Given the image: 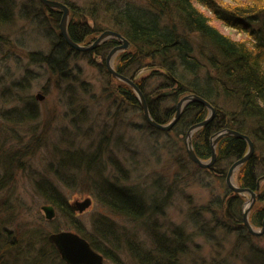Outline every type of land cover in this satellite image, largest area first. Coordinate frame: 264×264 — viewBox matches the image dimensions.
Listing matches in <instances>:
<instances>
[{
	"label": "trees",
	"instance_id": "16d2710c",
	"mask_svg": "<svg viewBox=\"0 0 264 264\" xmlns=\"http://www.w3.org/2000/svg\"><path fill=\"white\" fill-rule=\"evenodd\" d=\"M60 1L67 4L72 11V17L67 23V31L72 40L81 43L92 34H99L106 30L107 28L102 26L100 28L92 26L103 15L111 21L113 28L128 40L130 46L134 47L132 52L124 50L120 53L115 67L116 71L134 80L140 66L130 68L128 62L137 60L140 55L148 54L147 57L151 60V64L154 61L164 70L161 72L151 68L152 73H158L163 77L165 84L161 83L162 87L170 86L175 81L178 83L177 87L164 93L166 96L171 94L175 102L183 93L196 94L212 105L214 108L212 118L199 127L192 137V145L199 158L205 159L211 156V139L219 130L225 128L247 134L255 148H261L260 156H262L264 153V0H240L233 6L226 4L224 6L218 0H127L125 2L85 0L84 7H78V4L70 0ZM197 4L209 10L224 25L245 33L247 38L233 39L221 32ZM32 8L39 10L47 8L56 23L59 22L61 12L57 8L45 6L40 0H0V28L8 25L16 16L40 19L41 14L37 11L35 15H32ZM43 24L49 48L47 52L33 50L29 53V58L33 62L45 64L46 68L56 75V80L63 86V92L70 94L68 102L73 111L72 125L76 128L82 120H85L87 113L85 107L75 105L78 103L77 100H80L78 93L80 90L84 92L88 89L85 86L86 82L78 81L80 71L77 72V76L72 75L73 70L69 68L68 60L74 57L72 54L79 52L94 61L91 59V53L96 51L103 56L98 66L107 76H112L104 64L105 55L119 42L113 38L110 40L112 43L108 41L103 43L104 45L99 44V48L97 45L93 50L79 51L66 43L59 34L57 25L56 28H49L48 24ZM141 81L143 80H134L146 97L152 117L158 122L168 121L173 116L175 107L171 112H168V109L162 110V98L149 96ZM18 83L23 85L25 78L18 80L16 84ZM117 91L121 98H124L123 100L141 109L138 97L130 85L121 82ZM9 112H13V118L10 119L16 125H20L25 120H33L38 116L32 97L24 99L19 109L14 107L13 110H8ZM208 113L209 109L205 104L196 100L190 101L184 106L174 129L177 133L185 135L189 126L204 120ZM150 128L164 132L153 126ZM111 129L113 128L110 127V132H113L114 130ZM28 130L33 132L31 129ZM39 143L40 139L34 135L30 142L24 145L22 151L24 154L21 152V147H15L6 152L7 156L5 154L2 160L0 173V195L9 186L16 168L23 166L22 157H29L30 152H34ZM107 144L109 145L108 139L101 138L93 144L94 148L89 150L84 146L75 145L74 141L66 140L60 148L58 146L53 148L57 157L48 166V170L56 173L64 169L85 173L93 172L96 177L93 188L102 203L118 215L147 223L146 228L152 238L153 247L143 248L141 244L135 245L130 240L127 243V248L139 264H179V256L183 253L185 264H233L232 256L235 253L239 256L237 249L243 242L247 245L242 256L244 264H264V246L257 243L259 238L264 240V232L261 235L252 234L243 224L242 209L247 199L246 196L245 198L244 195L224 185L222 194H211L203 205L189 209L193 222L199 228L198 232H189L185 227L184 230L179 229L182 232H177L176 229L170 232L162 230L161 225L146 220L145 217L159 213L160 206L169 194L168 191H165V188L163 192L157 187L156 191L161 192L157 194L152 192L147 199L144 189L136 190L135 187L126 186L120 182L122 178H127L126 171L122 176L113 173L111 177H107L103 174L101 172L102 165H104L102 154H105L104 150L108 151L105 148ZM247 148L244 138L233 134L223 135L216 142V157L208 167L198 166L184 150V170L188 169V165H193L195 170L203 175L209 172V169H214L222 178H225L228 167L234 160L242 157ZM110 155L114 160L109 159L116 170H121V166L114 158L115 154L111 151ZM71 177L74 178V176L70 175V181ZM263 179L264 155L262 158H256L252 152L249 158L240 165L237 185L249 188L256 193L249 221L252 225L259 227L264 219V184H260ZM36 188L47 203L72 215L74 209L71 204L67 203L61 188L52 179L43 176L38 179ZM154 196L156 198L160 196V200L154 199ZM2 199L0 196V213L8 210V201L2 202ZM205 214L209 217H202ZM221 215L224 219L220 218ZM11 217V211L0 217V264H67L60 257L54 244L48 240L46 230L33 228L27 233L24 229L21 238L16 237L7 227ZM100 217L104 219L98 220L94 226L98 238L88 235L79 224L74 222H71L67 229L73 228L70 230H76L88 240L94 249L114 259V256L116 257L114 251L122 249L119 240L121 235L111 216L110 218L101 214ZM227 217L233 222L231 226L225 221ZM218 228H224L226 234L232 231L236 233L230 253H226L225 257L220 255L218 257V255H212L211 249L212 256L198 257L197 247L191 243L193 236L197 233L205 235L211 246L216 248L220 246L215 232ZM58 230L59 228L53 229V231ZM23 243L25 245L22 248ZM34 243H41V245L37 248L32 246ZM193 256L198 258L194 259Z\"/></svg>",
	"mask_w": 264,
	"mask_h": 264
},
{
	"label": "rangeland",
	"instance_id": "374dc122",
	"mask_svg": "<svg viewBox=\"0 0 264 264\" xmlns=\"http://www.w3.org/2000/svg\"><path fill=\"white\" fill-rule=\"evenodd\" d=\"M58 1L60 2V0ZM70 1L78 4V7H84L86 3L85 0ZM121 1L125 2L127 0ZM218 1L224 6L225 4L233 6L240 0ZM62 3L65 4L64 2ZM65 5L68 7L67 4ZM197 6L210 17L211 23L224 34L238 40L247 38L245 33L224 25L209 10L198 4ZM36 11L41 14L40 19L38 17L27 19L16 16L8 25L0 28V173L2 160L6 152L15 147H21L22 152L24 145L30 142L34 135L40 139V143L34 152H30L29 157H22L23 166L16 168L13 178L10 179L9 186L0 195L3 198L2 202L8 201V210L1 211L0 217L9 214V211L12 213L9 222H6L11 233L21 238L24 229L28 233L33 228H41L49 234L55 228H59V230L67 229L70 223L74 222L79 224L88 235L98 238V233L94 226L98 220L104 219L100 215L105 214L106 216H111L112 218H110L113 220L114 225L118 226L122 249L114 251L116 255L114 259L103 255V264H139L127 248V243L130 240L135 245L141 244L143 248L153 247L152 238L146 228L147 223L118 215L102 203L93 188L94 182H96L93 172L85 173L64 169L62 172L56 173L48 170V166L57 157L53 149L56 146L60 148L66 140H70L74 141L75 145H81L90 150L94 148L95 145L93 144L101 138L108 139L109 143V145L105 146L108 151L104 150L105 154H102L104 165H102L101 172L103 174L107 175V177H111L113 173L122 176L126 171L127 178H122L120 182L126 186L135 187L136 190L144 189L145 198L147 199H149V195H152V192L155 194L161 192L160 190L156 191L157 187L161 188L163 192L165 188V191H168L169 194L160 206L159 213L146 216V220L154 221L153 223L161 225L162 230L169 232L173 229H176L177 232H182L179 229L184 230V227L189 232H198L199 228L193 222L189 209L193 206L203 205L211 194H222L223 186L227 185L225 178H222L214 169H209V172L207 171L206 174L202 175L195 170L193 165H188V169L185 171L184 150L186 138L184 134H179L174 129L178 121L168 131L162 132L151 129L143 117L142 110L134 106L133 103L123 100L124 98H121L118 93L117 87L119 83L125 81L114 76H107L101 67L98 66L103 56L96 51L91 53V59L94 61H91L83 54H79V52L78 54H72L74 57L68 60L69 68L73 70L72 75L77 76V72L80 71V79L78 81L86 82L85 86L88 89L84 90V92L80 90L78 93L80 100H77L78 103L75 105L85 107L84 109H86L87 113L85 120L80 122L79 127L74 128L72 125L73 111L71 104L68 102L70 94L63 92V86L56 80V75L52 74L45 64L33 62L29 58L31 51L38 49L47 52L49 48L48 40L45 38L46 29L43 23L48 24L47 27L49 28H56V25L58 27V22L56 23L47 8L40 10L32 8V15H35ZM70 17H72V11L68 7V22ZM104 18L101 15L92 25L93 28L102 26L107 28L106 30L116 31L111 21ZM173 22H175L174 18ZM99 34H92L88 39L82 41L81 44H90ZM113 38L120 44V40L117 37L107 34L101 40L100 45L107 43ZM110 42L112 43V41ZM110 49L107 51L105 58ZM124 50L132 52L134 47L129 44L128 47L113 53L110 63L114 69L119 61L120 53ZM147 55H140L134 61L130 60L128 67L135 68L140 66L134 80H143L141 84L143 83V86L146 87L147 94L153 97L160 96L162 98V110L168 109V112H171L173 107L176 108L177 101L187 93H183L175 102L171 94L166 96L164 93L169 92L173 87H177L178 83L175 81L170 86L162 87L161 83L165 84L163 77L158 75V73H152L151 68L158 69L161 72H164V70L159 65H156L154 61V65L151 64V60ZM25 72L27 73L25 74ZM154 72L156 71L154 70ZM22 78H25V83L23 85L16 84ZM145 79L147 80L145 81ZM38 92L43 95L41 100L35 97ZM27 97L34 99L38 116L33 120H25L20 125H16L10 119L13 118V112L8 113V110H13L14 107L19 109ZM183 110L184 107L182 112ZM110 127L113 128L111 129L114 130L113 132H110ZM28 129L33 132H29ZM197 130L198 128L194 132ZM69 132L72 133L70 134ZM111 151L115 154L114 158H116L118 165L121 166V170H116V167L112 164L110 160L112 159ZM253 153L256 158H262L264 155L263 153L260 156L262 153L261 148L256 149L255 145ZM208 159L205 158L203 160ZM239 168L240 166L235 168L231 176V181L234 185H237ZM70 175L74 176V178L71 177V181ZM43 176L52 179L61 188L67 203L72 204L76 200L83 201L86 197H91L90 204L81 212L73 210L72 215L63 209L55 207L54 217L51 220H47L41 209V205L47 202L37 192L36 188L38 179ZM153 181L157 183L155 184ZM260 184H264V179ZM239 193L247 197L246 201L248 200L249 194L247 192ZM159 197L156 198L154 196V199L160 200ZM251 208L248 212V218ZM202 217L207 218L209 215L205 214ZM220 218H222V215ZM225 221L230 226L233 224L229 217ZM252 227L255 230H260L259 226L252 225ZM68 229L73 230V228ZM215 232L217 239L220 241V246L216 248L211 246L208 237L205 235L197 233L193 236L191 243L194 247H197L196 255L198 257L201 258L203 255L225 257L226 253H230L236 233L232 231L226 234L224 228H218ZM257 243L264 246V240H260V238ZM24 245L25 243L21 247L23 248ZM40 245L41 243L32 244V246L37 248ZM246 248L247 245L244 242L241 243V247L237 249L239 256L236 253L232 256L234 258L231 261L233 264H244L242 256ZM211 249L212 255L210 254ZM198 257L193 256L194 259ZM179 258V264H185L184 253Z\"/></svg>",
	"mask_w": 264,
	"mask_h": 264
},
{
	"label": "water",
	"instance_id": "95a60500",
	"mask_svg": "<svg viewBox=\"0 0 264 264\" xmlns=\"http://www.w3.org/2000/svg\"><path fill=\"white\" fill-rule=\"evenodd\" d=\"M40 1L45 6L55 7L61 12L60 20L58 22L59 34L63 37V39L66 41V43L69 46H71L72 48L76 50L86 51V50H91L95 48L97 45L101 43V40H103V38L107 34H112L113 36L117 37L120 40V44L113 46L107 54L105 58L106 68L112 76L125 81L135 91L138 97L139 103H140L143 117L150 126L161 129L163 131L170 130L172 126L178 121L183 107L190 101L196 100V101H199L205 104L208 107L209 109L208 116L204 120L200 122H196L192 124L191 126H189L185 133L186 153L188 157L193 162H195L198 166L208 167L214 162L215 157H216V142L221 136L226 135V134H233V135L242 137L246 140L247 146H248L247 151L242 157L234 160L231 163V165L228 167L226 177H225V182L227 186L233 189L235 192H238V193L247 192L249 194V198L244 203V206L242 209L243 224L250 233L255 234V235L262 234L264 232V219L262 221L260 230H255L253 229L249 221V218H248V212L255 202L256 193L249 188L234 185L231 181V176H232L234 169L239 167L242 163H244L253 152L254 144H253V141L250 139V137L247 134L240 133L237 130L230 129V128L219 130L211 139V142H210L211 156L209 157V159L203 160L202 158H199L194 151L191 136H192V133L197 128L205 125L213 116L214 108L208 101H206L204 98L196 94H186L182 96L180 100L177 101L174 115L168 121L158 122L150 115L146 99L142 91L136 84V82H134V80H132L128 76L116 71L110 63V58L114 52L120 49H124L129 46L128 40L123 35H121L119 32L109 29V30L102 31L90 44H81L79 42H76L72 40V38L69 36L68 31H67L68 7L65 4H63L61 1L59 2L58 0H40ZM35 97L36 99L41 100L43 98V95L40 92H38L36 93ZM90 202H91V197H86L83 201H78V200L74 201L71 204V206L74 210L81 212L90 204ZM41 209L47 220H51L54 217L55 211H54V207L52 204H49V203L42 204ZM47 238L51 243L54 244L60 257L67 264H103L104 262L103 254L97 251L96 249H94L91 246V244L88 242V240L84 238L83 236H81L76 231H72L70 229H60L58 231L50 232L47 235Z\"/></svg>",
	"mask_w": 264,
	"mask_h": 264
},
{
	"label": "bare ground",
	"instance_id": "6f19581e",
	"mask_svg": "<svg viewBox=\"0 0 264 264\" xmlns=\"http://www.w3.org/2000/svg\"><path fill=\"white\" fill-rule=\"evenodd\" d=\"M60 20V19H59ZM58 30H59V27H58ZM113 67V66H112ZM115 70H116V68H115Z\"/></svg>",
	"mask_w": 264,
	"mask_h": 264
}]
</instances>
